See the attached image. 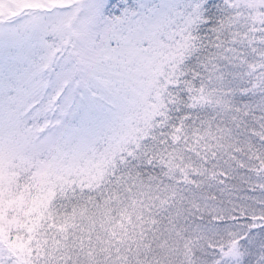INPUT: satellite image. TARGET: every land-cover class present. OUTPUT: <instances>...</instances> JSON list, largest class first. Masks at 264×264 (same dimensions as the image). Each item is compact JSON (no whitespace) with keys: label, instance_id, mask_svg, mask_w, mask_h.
Returning a JSON list of instances; mask_svg holds the SVG:
<instances>
[{"label":"snow or ice","instance_id":"obj_1","mask_svg":"<svg viewBox=\"0 0 264 264\" xmlns=\"http://www.w3.org/2000/svg\"><path fill=\"white\" fill-rule=\"evenodd\" d=\"M0 264H264V0H0Z\"/></svg>","mask_w":264,"mask_h":264}]
</instances>
